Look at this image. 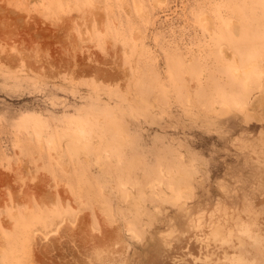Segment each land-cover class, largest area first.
Wrapping results in <instances>:
<instances>
[{
    "label": "rangeland",
    "instance_id": "374dc122",
    "mask_svg": "<svg viewBox=\"0 0 264 264\" xmlns=\"http://www.w3.org/2000/svg\"><path fill=\"white\" fill-rule=\"evenodd\" d=\"M262 52L264 0H0V264H264Z\"/></svg>",
    "mask_w": 264,
    "mask_h": 264
},
{
    "label": "bare ground",
    "instance_id": "6f19581e",
    "mask_svg": "<svg viewBox=\"0 0 264 264\" xmlns=\"http://www.w3.org/2000/svg\"><path fill=\"white\" fill-rule=\"evenodd\" d=\"M264 52H262L261 54H263ZM262 57V56H261ZM263 59V58H262ZM255 62V61H254ZM257 62H259V61H257ZM264 63V62H263ZM252 64H254V63H249V64H247L245 67H243V68H237L236 70L238 71L237 73V75L238 76H236V78L237 77H242L243 76V81H245V82H247V78H248V76H249V74L251 73V71H253L254 69L253 68H251L253 65ZM252 65V66H251ZM256 65V64H255ZM254 65V66H255ZM260 65V64H259ZM255 68H257V66L255 67ZM253 69V70H252ZM257 72H256V74H257V76L258 77H260L261 78V76H263V74H264V67H263V65L261 66V67H258V69L256 70ZM236 74V73H235ZM242 75V76H241ZM250 76H251V74H250ZM241 79V78H240ZM248 79H250V78H248ZM245 82H244V84H245ZM261 88V87H260ZM178 198V197H177ZM179 199V198H178Z\"/></svg>",
    "mask_w": 264,
    "mask_h": 264
}]
</instances>
